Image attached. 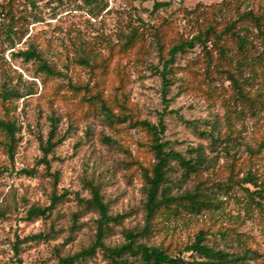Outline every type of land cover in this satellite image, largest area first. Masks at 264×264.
<instances>
[{
    "label": "rangeland",
    "instance_id": "1",
    "mask_svg": "<svg viewBox=\"0 0 264 264\" xmlns=\"http://www.w3.org/2000/svg\"><path fill=\"white\" fill-rule=\"evenodd\" d=\"M156 1L169 5L154 12ZM222 3L230 8L224 16L214 12ZM10 7L13 22L7 16ZM248 10L264 13V0H14L11 5L0 0V85L25 95L16 101L21 133L14 160L0 148V264H59L61 256L88 247L99 218L83 205L91 198L92 184L100 187L111 215L123 216L120 223L112 224L107 245L122 244L126 231L142 228L146 196L139 164L151 167L155 162L147 134L127 125H109L94 115L89 96L72 91L70 85L88 86L93 94L100 91L104 96L120 97L124 92L138 117L157 124L164 111L159 71L170 47L191 40L213 21ZM248 26L253 55H257L261 38ZM134 33L133 47L124 52L122 45ZM31 47L64 76L46 77L38 72L36 62L18 56ZM230 47L236 63L237 50ZM208 48L210 55L199 45L177 55L168 76L167 98L169 110L178 115L167 114L163 121L165 140L187 159L195 157L192 149H204L209 164L199 180L208 186L209 194L213 192L218 206L162 223L144 241L171 247L177 254L203 230L210 246L230 253L249 247L259 257L241 264H260L264 261V198L250 196L236 181L248 171L264 177V110L256 117L232 112L241 106L235 102V86L227 71L239 80L247 74L220 59L210 43ZM257 72L260 83L243 85L245 91L251 90V97L257 90L264 92L260 66ZM52 114L60 119L58 136L66 139L48 156L51 167L46 169L38 163ZM203 131L219 138L213 142L201 135ZM32 169L35 176L23 174ZM170 179L176 194L193 190L197 182L195 176L185 177L175 163ZM223 184L229 187L220 189ZM243 187L250 192L259 189L252 184ZM55 195L63 199L50 218L27 219L31 207L49 206ZM37 234L48 238L32 241ZM184 257L193 261L190 254ZM79 264L111 263L99 251Z\"/></svg>",
    "mask_w": 264,
    "mask_h": 264
},
{
    "label": "trees",
    "instance_id": "2",
    "mask_svg": "<svg viewBox=\"0 0 264 264\" xmlns=\"http://www.w3.org/2000/svg\"><path fill=\"white\" fill-rule=\"evenodd\" d=\"M14 0H9V5ZM169 4L156 1L154 4V12H157ZM215 13L219 15L228 14L230 11L227 3H222L216 7ZM12 8L7 11V16L10 17V22L14 21ZM251 24L257 30L262 50L253 55L255 50L252 39L249 38ZM157 36V35H156ZM137 35L134 33L129 37L125 44L122 45L124 52H128L134 45ZM216 48L220 59H225L234 65L237 72H246V76L239 80L233 72L227 71L228 78L235 86V102L240 108L235 107L232 112L238 116L249 113L256 117L260 111L264 110V92L257 90L254 97L250 96L251 90L245 91L243 85L253 87L254 83L259 82L257 72L258 66L261 67L264 78V13L256 14L251 10L240 12L235 18H222L219 21H213L205 26L191 40L180 41L172 45L168 51V59L165 60L163 68L159 71L162 79V104L164 111L160 113V118L157 124L151 123L148 120H142L135 112V105L129 103L128 96L122 92L120 97L117 95L104 96V93L98 91L93 94L88 86L70 85V89L74 92L84 91L92 103H94V115H98L111 126L127 125L129 128L139 129L145 132L148 136V146L153 154L155 162L151 167H145L139 164L141 177L145 183V203L144 212L145 219L142 228L137 230H128L124 234V242L119 245L111 246L106 244L108 234L112 230V224H118L123 219V216H113L110 213L109 206L105 202L104 195L101 193L99 186L90 185L91 198L84 201V208L94 211L99 215L96 221L97 232L95 239L91 244L82 250L61 256L59 264H79L85 262L101 251L111 264H241L248 260H256L259 257L257 251L249 247H245L242 253H230L224 248L218 246H210L208 244L207 233L203 230L199 231L194 238V241L185 246L183 251L175 254L171 251V247L164 245H149L144 240H148L154 235L156 229L165 222L172 219L181 218L184 215H198L203 211L217 208V202L211 194L208 193V186H205L200 179V173L209 164L205 151L202 147L192 149L195 154L194 158L187 159L181 152L176 151L172 147L170 141L165 140L166 126L163 121L165 115H178L177 111L169 110L170 100L167 98L171 85L169 75L171 67L175 64L178 54H184L188 50H193L197 45L201 46L206 54L210 55L208 44ZM237 50L238 59L235 63L230 55L232 47ZM156 46L158 51L163 49V45L157 36ZM18 56L23 57L26 61H34L37 64L39 73L50 78H61L63 73L56 67L52 66L42 55L33 47L27 51H21ZM120 87L118 88V90ZM254 89V88H253ZM252 89V90H253ZM25 95L18 92L16 89H9L0 85V104L3 107L4 113L0 115V148L4 149L9 159L12 161L16 155V148L19 142L18 135L21 133V126L15 112L17 110L16 101L24 98ZM50 128L48 137L45 143H42L41 150L43 157L38 164L44 165L46 169L51 167V162L48 156L53 154L55 149L61 145L66 137L58 136L60 119L55 114L48 118ZM201 135L208 136L213 142H216L214 133L201 132ZM175 163L183 171V175L187 178L195 176L197 182L191 191H185L181 194L173 192L170 172L172 164ZM23 174L35 176L36 171L26 170ZM58 179V175H53ZM236 184L244 188L250 193V196L257 194L264 198V177L248 171L246 176ZM244 184H252L259 188L254 192L243 187ZM228 188L229 185L223 184L219 188ZM62 197L53 196L49 206L31 207L27 212V219H48L51 217L57 204L62 200ZM223 234V233H222ZM44 234H37L32 237V241L40 242L47 239ZM238 241L240 239L237 238ZM15 251L19 249L15 245ZM184 253L190 254L193 261H189L184 257ZM260 264H264L262 261Z\"/></svg>",
    "mask_w": 264,
    "mask_h": 264
}]
</instances>
